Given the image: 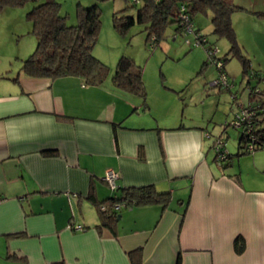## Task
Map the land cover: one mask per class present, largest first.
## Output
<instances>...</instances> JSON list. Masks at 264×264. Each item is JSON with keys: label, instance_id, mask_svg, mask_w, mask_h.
<instances>
[{"label": "crops", "instance_id": "obj_1", "mask_svg": "<svg viewBox=\"0 0 264 264\" xmlns=\"http://www.w3.org/2000/svg\"><path fill=\"white\" fill-rule=\"evenodd\" d=\"M58 1L76 9L109 0ZM122 6L113 0V12ZM3 72L0 264H132L138 247L142 264H264V146L245 151L240 133L227 146L221 131L218 139V130L181 116L161 121L153 107L164 106L166 92L154 106L146 90L143 97L112 79ZM109 169L119 174L114 190L103 179ZM143 185L170 199L122 206L114 223L99 225L90 195L101 201Z\"/></svg>", "mask_w": 264, "mask_h": 264}, {"label": "rangeland", "instance_id": "obj_2", "mask_svg": "<svg viewBox=\"0 0 264 264\" xmlns=\"http://www.w3.org/2000/svg\"><path fill=\"white\" fill-rule=\"evenodd\" d=\"M121 1L123 8L128 6L127 13L134 14L141 5L139 2ZM233 2L242 7L231 13V22L237 41L249 60L250 76L245 75L243 64L236 54L226 55L230 41L226 36L217 37L212 32L209 9L196 12L193 18V27L198 29L204 41L197 38L194 30L177 31L176 22H171L166 27L164 38L158 44H152L146 39L143 24L135 23L124 35L114 29L113 0H109L99 5L101 27L92 49L93 55L108 66L105 81L111 82L119 57L128 56L141 68L149 102L155 106L159 93L166 92L164 106L153 107V112L160 116L161 121L172 124L176 123L177 116H181L186 123H200L208 131L214 129L213 133L218 130L215 136L218 139L221 131L227 146L237 143L240 132L230 120L240 110L239 104L246 102L252 87H256L254 91L257 92L264 89V78L258 79L254 75L264 77V15L260 14L264 11V0ZM31 5L32 2H28L14 7V14L8 11L0 13V72L4 71V74L8 71L14 76L22 63L16 55L24 59L36 47L37 39L30 32L31 23L26 17ZM61 12L66 15L67 24H75V9L64 3ZM13 22H19L21 30L13 31ZM209 46L213 52L210 57ZM224 56L226 60L221 73L218 57ZM163 114L168 118H163Z\"/></svg>", "mask_w": 264, "mask_h": 264}, {"label": "trees", "instance_id": "obj_3", "mask_svg": "<svg viewBox=\"0 0 264 264\" xmlns=\"http://www.w3.org/2000/svg\"><path fill=\"white\" fill-rule=\"evenodd\" d=\"M132 4L141 3L134 14L127 13L126 5L112 13V25L119 34H126L128 29L135 23L144 25L146 39L152 44H158L164 38L166 27L171 22H176L177 31H185L186 21L193 22L196 12H211L212 32L217 37L226 36L230 41L227 54L240 58L243 64V71L249 75V60L246 58L239 45L234 28L231 22V13L241 6L233 0H125ZM32 2L26 12V17L31 23L30 32L36 36L37 44L34 51L22 60L20 70L31 77L57 78L62 76H80L87 84H99L108 76V66L93 55L92 49L96 42L101 27L100 6L96 2L84 6L77 3L76 22L67 24L66 15L61 12V2L58 0H0V13L5 7L23 6ZM124 6V4H123ZM184 6L183 10L180 7ZM264 15V11L260 12ZM204 41V40H203ZM222 61L223 58L218 57ZM206 62V61H205ZM258 79L259 74H254ZM14 79H16L14 77ZM112 82L125 91L145 96V87L142 80L140 66L136 65L132 58L122 55L119 57L115 70L111 76ZM251 110H254L250 131L255 135L254 149L264 146V127H261L264 120V89L261 92H249ZM240 132L239 142L246 150L250 134L245 129L237 128ZM45 154H55V151H44ZM170 199L167 191L159 192L151 185L139 187L122 188L119 195L109 196L101 201L90 195V200L96 205L100 216V226H110L118 218V210L123 207H130L137 204L151 202H162L166 204ZM114 202L123 205L114 210ZM106 209H100L101 204ZM235 249L242 250V242L239 237L235 239ZM131 254L132 264H142L141 248L138 247ZM137 257L134 258V255Z\"/></svg>", "mask_w": 264, "mask_h": 264}, {"label": "built area", "instance_id": "obj_4", "mask_svg": "<svg viewBox=\"0 0 264 264\" xmlns=\"http://www.w3.org/2000/svg\"><path fill=\"white\" fill-rule=\"evenodd\" d=\"M183 9H184V6H181L180 10H183ZM183 17H184V20L186 21L185 29L188 30V31L194 30L196 32L197 38L200 41H203L204 39L201 38V34L198 33V29L193 27V22L188 21V18H187L186 15H184ZM207 50H208V53H209V57L211 55H213V52L211 51V46H209L207 48ZM218 61H219V66L218 67H219L220 72L222 73L223 72L222 61L219 60V59H218ZM255 89H256V87H254V90ZM258 90H259V88H258ZM253 113H254V110H251V103L248 102L246 105H241L240 106V110L238 112H236L235 117L230 120V122L234 125V127L242 128V129L246 128L245 132L250 134V140L247 141V143L245 142L247 151L254 150V144H255L254 143L255 135L250 131V127H248V125L251 124L250 118H252L251 115H253ZM222 145H223L222 141L218 140L217 144L215 146L216 147V151H217V155H218L217 158L220 161L227 157L226 151L222 148ZM118 177H119L118 172H116V171H114L112 169H109V170H107L105 172V174L103 176V179L107 183V185L112 190H114L118 186L117 182H116ZM122 205H123L122 203L114 202L112 204V208L114 210H118ZM100 209L105 210L106 209L105 204L102 203L100 205ZM68 227H72L74 229H82L83 228V226L80 225V224H71V223L68 224Z\"/></svg>", "mask_w": 264, "mask_h": 264}]
</instances>
